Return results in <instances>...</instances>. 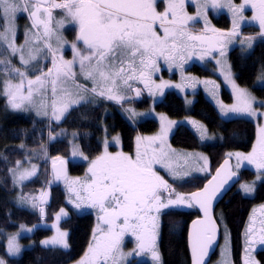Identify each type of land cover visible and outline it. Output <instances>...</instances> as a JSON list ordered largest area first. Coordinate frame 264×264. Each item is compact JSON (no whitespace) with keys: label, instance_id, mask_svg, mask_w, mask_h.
Instances as JSON below:
<instances>
[{"label":"snow or ice","instance_id":"snow-or-ice-1","mask_svg":"<svg viewBox=\"0 0 264 264\" xmlns=\"http://www.w3.org/2000/svg\"><path fill=\"white\" fill-rule=\"evenodd\" d=\"M185 2L186 0H166L164 11L159 12L157 11L158 0H62L60 3L55 0H0V28H3V31H0V45L8 41L9 33L13 38L15 37V20L17 14L21 12L28 14L32 21L31 27L37 30L34 34L37 41L42 38L50 41L55 36L60 48H63L66 42L54 31L52 26L53 10L58 9L63 13V19L57 22L59 27L75 24L79 29L75 41L71 44L72 60L65 61L61 56L58 63L56 52L51 43L45 44V48L52 55L53 67L48 68L47 72H41V75L36 76L35 79H27V95L24 94L27 71L12 67L11 60L7 62L0 60V65L4 66L0 68V71L8 76L20 77L18 84H13L10 80L0 82L3 84V95L7 98L9 106L13 110H25L27 103L37 107L36 114L38 116H48L49 105L42 100L37 106L34 94H45L50 82L52 94L55 97L51 104L50 120L60 122L73 106L79 105L84 100L83 97L73 99L72 93L64 87L69 80L76 79L73 67L77 61L85 80L93 81L92 92L103 99L120 104L127 99L121 93L133 90L131 88L132 81L139 78L147 86V79L150 78L149 73L159 71L155 57L162 56L165 61H175L177 55L188 47V41H203L205 39V37L188 35L185 28L189 21H195L201 15V10L207 25L209 7L212 9L226 7L233 16V27L230 31L222 32L211 29L215 33L217 42L221 44L220 54L222 56L227 44L240 38L241 25L245 20L244 9L248 4L251 5L253 11L250 19L258 22L259 36L264 37V0H244V3L240 5L232 4L231 0H224L223 3L220 0H196L198 5L196 17L186 13ZM157 22H159V28L163 30V36L158 34ZM41 27L43 28L42 35ZM244 40L248 42V47L251 49L255 37H245L241 40V44ZM170 41L171 43H169ZM8 48L11 50L12 57L20 53V64L25 68L30 66V61H36L38 55L44 52V49L37 48L35 49L36 55H34L33 50L29 49V58L25 59L24 46L16 47L14 39L8 43ZM200 58L203 59V56ZM178 67L182 68V65H178ZM225 79L232 83L237 104L231 108H226L221 104L222 111L256 116L257 112L253 108L254 98L246 89L239 88L232 81L230 71L225 75ZM260 83L264 84V81H260ZM97 87L101 89L98 93ZM156 87L163 94L164 88L169 85L162 82ZM58 92L59 95H57ZM135 92L136 96L141 95L139 89H135ZM133 114L135 115V113ZM197 127L202 140L210 139L203 126ZM167 131L168 129H162L161 135L151 138L150 142L155 143L156 139H160L162 142ZM260 131L262 135L259 141V157L256 155L255 146L253 152L248 155L236 154L239 160L254 164L258 171L264 170V128ZM54 139V137H50V140ZM76 155H78V148L73 150V156ZM144 155L146 152L142 155L138 151L136 158L133 159L123 154L111 156L106 153L92 162L89 168L91 182L82 185V191L76 190V197L78 200L89 202L93 208L99 207L100 211L104 213L99 217V220L107 226V231L95 238V243L90 245L89 253H86L87 259H81L78 264H124L129 258L140 256L146 252L151 253L153 264H159L160 256L156 247L157 216L152 213L158 214L161 209L181 206L186 202L189 207L193 206L192 202L199 204L207 218V226L197 228L196 238L192 244L193 264H206L204 257L212 245L215 230V222L209 216V208L212 200L230 181H233L237 174L229 172L211 191H209V185L212 184L210 181L203 191L185 196L175 192L171 185L157 175L152 167L154 164L167 161L166 167L173 179L183 180L188 177L189 173L181 174L177 170L178 165L173 163L174 159L179 161L182 157L175 152L164 151L163 147L158 152L153 149V156L149 159H145ZM56 159L64 163L62 158L57 157ZM23 163L24 161H17L15 167L8 170L12 174L14 185L22 184L37 174L36 165H32L30 171H19ZM225 165H222L221 169H217L218 177ZM239 167L238 164L237 168ZM62 178L66 179V175L61 170H55V179ZM72 183L76 184L79 181ZM241 189L245 194L254 192V188L248 184H242ZM69 191L72 192L74 189L70 187ZM164 191H167L169 196L175 195V199H168L167 203H164ZM20 199L23 203L26 198L21 197ZM27 202L31 203L33 209L39 208L41 217H44L45 209L41 207V204L47 203V201L43 199V195L39 202L36 198H28ZM76 207L80 208L81 205L78 203ZM66 216L67 213L61 208L60 212L56 214V220L59 222L61 217ZM204 223L193 222L194 225H203ZM52 227H56V236L41 241V244L59 246L63 249L69 248L68 233L60 231L55 224ZM20 228L22 231H33V228L25 229L24 225H20ZM129 232L136 238L138 251L124 253L121 250V245L125 234ZM259 243L264 244V235L260 237ZM6 250L9 255H16L20 252L16 236L8 238ZM0 264H5V261L0 259ZM245 264H258V262L249 258Z\"/></svg>","mask_w":264,"mask_h":264},{"label":"trees","instance_id":"trees-1","mask_svg":"<svg viewBox=\"0 0 264 264\" xmlns=\"http://www.w3.org/2000/svg\"><path fill=\"white\" fill-rule=\"evenodd\" d=\"M220 27L228 28L229 20L221 16L215 21ZM242 34L249 36L259 35V30L254 27H244ZM236 82L243 87L251 89L252 93L264 101V86L256 85L259 71L264 67V42H258L248 55H242L237 48L229 54ZM197 76H208L211 73L197 65L189 69ZM222 98L225 102H232L230 94L222 89ZM150 105V98L142 96L136 102L138 108H146ZM107 106L109 108H107ZM159 112L166 113L169 117L181 119L191 116L207 126L210 132L220 135V140L215 144H202L196 133L185 125H178L171 135L170 144L174 148L185 150H199L206 153L210 160V171L218 166L225 158L226 152H248L252 148L255 139V125L246 119H222L213 104L199 92L195 95L192 105L187 108L183 99L175 92H167L163 99L154 105ZM105 121L110 132L120 134L121 150L128 154L134 150L135 139L139 133H152L158 129V123L153 119L133 121L123 114L113 104H82L73 107L65 115L60 123H51L28 117L20 113L10 111L6 106L5 99L0 95V255L8 264H70L79 259L86 251L94 224L91 213L77 214L69 207L64 199V192L59 186L50 189L51 199L46 205V216L41 218L39 212L31 206L28 200L21 203L17 189L13 184L8 171L14 168L17 161L24 163L35 162L39 165L37 175L23 184L25 192L36 194L44 185L45 168L42 150L46 147L50 157L67 156L69 154V133H74V141L80 146L87 159L98 155L101 151L100 137L102 136L101 121ZM69 132L68 136L57 137L62 133ZM48 133L54 140H47ZM47 141H49L47 143ZM23 145V148H21ZM69 172L73 175L82 176L85 173L84 162L69 163ZM242 180H251L254 172L243 169ZM209 178H188L182 182L171 184L176 190L187 195L199 189ZM264 201V182L257 183L252 197H245L233 187L230 192L219 202L215 210V218L219 224L221 235L222 227L228 231L231 245V259L233 264H241V247L243 228L248 213L254 204ZM66 208L69 216L60 223L62 229L69 232V248L62 250L56 247H41L38 244L25 249L18 258H10L4 252L2 231H13L20 225L33 226L43 223L51 224L56 211ZM198 217L195 209L176 210L167 209L160 213V233L158 238V250L161 264H190L188 249V225ZM223 223V225L221 224ZM51 234L48 228H38L32 239L38 241L42 237ZM221 240V237H220ZM260 263L264 264V250L256 252ZM216 257V253L211 261ZM137 264H149L140 262Z\"/></svg>","mask_w":264,"mask_h":264},{"label":"rangeland","instance_id":"rangeland-1","mask_svg":"<svg viewBox=\"0 0 264 264\" xmlns=\"http://www.w3.org/2000/svg\"><path fill=\"white\" fill-rule=\"evenodd\" d=\"M221 3L224 2V0H220ZM231 3L234 5H240L244 3V0H231ZM185 11L188 15L190 16H197L198 12V5L196 3V0H186L185 2ZM27 13L21 12L18 13L17 16L23 17ZM53 15L55 17H59L62 15L61 12L54 11ZM221 15H225L230 22V25L228 28L225 27H219L217 24H215V20L218 19ZM253 15V11L251 9V5L248 4L245 6L244 9V16L245 20L242 22L241 25V31H240V38L234 40L233 42L227 44L224 55L222 56L220 54V48L221 44L217 42L215 39V33L211 31V29H217L222 32H228L232 29L233 27V16L232 13L229 11L228 8L226 7H221L218 9H212L211 7L208 8L207 10V25L205 23V19L203 17V12L201 10V15L197 17L195 21H189L185 31L187 34H191L193 36H200V37H205L208 41H188V47L185 48L180 54L177 55L175 61H165L163 57L157 58V68L159 71H153L149 73V77L147 79V86L145 84H142V89L146 93H148L149 98H150V105L149 107L146 108H138L135 103L131 101V99L134 98L132 96L130 91H123L121 94L127 97V101H123L121 111L124 112L131 120L133 121H142L144 119H153L158 123V129L152 133L144 134V133H139L137 134V137L135 139V145H134V150L128 154H125L121 150V140H120V134L116 132H110L108 130V126L106 125L105 121H101V127H102V136L100 137V142L102 147H104L103 151L105 153L100 152L98 155H96L93 159H87L88 162H86V171L84 176L80 175H73L69 171L66 174V179L62 178L60 180H56L55 176L51 173L50 169V164L56 162L58 159L57 157L63 158L65 162H71V163H76V162H81L84 161L82 158V154L79 148V145L74 141L73 137L75 136L74 133H69L64 131H58L59 133H62L60 135L51 134L48 133V139L50 140V137H57L61 138L63 136H68L67 133H69L70 138H69V154L67 156H56V157H47L48 156V149L46 147L45 151L43 152L42 150V158L44 160V167L45 168V180H44V185L41 187V189L38 191L36 194V199L37 202H39L40 198L43 195V199L47 201V203H42L41 207L45 209V206L49 203L51 199L50 195V189L52 186H59L63 192H64V199L65 202L69 207L75 210L77 214H83V213H91L94 217V224L92 228V235L90 239V243L85 251V253L76 261H73L70 264H78V262L81 259H87L86 253H89V248L90 245H93L95 243V238L99 237L103 234V232L107 231V226L103 224L102 221L99 220V217L104 215L99 209V207L93 208L90 206L89 202L84 201V200H78L76 197V190H81L82 191V185H86L91 182V173L89 172V168L94 160L97 159V157H102L106 154L115 156L117 154H123L125 156H130L133 159L136 158L137 152L139 151L142 155L146 152V155H144L145 159H149L150 157L153 156V149H156L158 152L161 147H163L164 151L166 152H175L178 156H181L182 158L179 161L173 160L174 165H178L177 170L183 174L184 172L189 173L188 177L183 179V180H174L172 175L168 172L167 170V161L154 164L153 170L162 177L165 181L168 182L169 185L182 182L188 178H198V179H203L206 177V175L209 173L210 166H208V155H206L204 152L199 151V150H185V149H178L172 147L170 144V138L171 135L174 133L176 127L178 125H185L191 128L196 135L198 136L199 140L202 143H209L213 144L218 141V138H220L219 134L217 133H212L209 131L206 125L202 123L201 121L191 117V116H186L181 119H175L169 117L166 113L164 112H159L154 108V105L158 102H160L164 95L171 91L175 92L178 96H180L186 107L189 108L192 103L195 100V95L199 92H201L204 97H206L216 108V110L219 113V116L224 119H246L254 123L255 125V139L252 148L248 152H241V151H229L226 152V156L231 159L233 169L236 172H239L243 168L250 169L251 171L254 172V176L251 180H242L241 182L238 183L236 186L238 190L241 191L242 195L245 197H251L254 195L255 192V187L257 183L259 182H264V170H257L256 166L254 164H249L247 161L239 160L236 156L237 153H240L242 155H248L253 152L254 146L256 148V155L259 157L260 154V137L262 135L260 129L264 128V101L261 99L257 98L251 91V89L247 87L240 86L234 77L233 69L230 63L229 59V54L230 52L237 48L239 52L242 55H248L252 49L254 48L255 44L258 42H264V37H260L259 35L256 36H251L255 37V40L253 41L252 48L250 49L248 47V42L244 40L243 44H241V40L245 38L244 36L241 35L242 29L244 27H254L259 30V25L258 22L252 21L250 18ZM57 21L52 23V26L54 28V31L56 35L63 36L64 32L66 31V27L68 24L65 25V27L61 28L57 25ZM31 24H27L25 22H17L15 20V27H16V34L15 37L11 35V33L8 34V41L0 45V60L8 61L11 60V66L12 67H17L20 68L21 71H27L28 75L25 79V89H24V94L27 95V79H35L36 76L41 75V72H47L48 68L53 67L52 65V55L48 50L45 48L46 43H51L52 48L57 51V40L56 37L53 36L52 39L49 41L45 38L40 39L37 41L36 36L34 35L36 33V29L31 27ZM0 31H3V28H0ZM157 31L160 36H163V30L159 28V22H157ZM40 33L42 35L43 33V28L41 27ZM14 39V44L16 47L24 46V56L25 59H28V52L29 49L33 50V54L36 55L35 49L40 48L44 49L43 54L38 55V59L36 61H30V66L28 68H25L21 66L20 64V53H17L15 57H12L11 55V50L8 48V43H11ZM215 40V47L213 45H209L210 42L209 40ZM171 43V41L169 42ZM210 53V54H206ZM45 56L47 59L45 60ZM203 56V59L200 57ZM56 59H58V53H56ZM172 64V65H171ZM196 64L200 67H202L205 70H208L211 74L208 76H197L196 74L192 73L189 71L190 65ZM178 65H182L181 67H178ZM3 65H0V68H3ZM231 72L232 76V81L235 82V84L242 89H246L248 93L251 95V97L254 98V103H253V108L257 112L256 116H249L247 114H238V113H232V112H224L221 109V104L224 105L226 108H231L233 105L237 104V98L236 94L234 92V89L232 87V83L228 80L225 79V75L228 72ZM166 74H165V73ZM139 75V74H137ZM54 78V77H53ZM51 79V78H50ZM139 79V78H138ZM4 80H10L13 84H18L20 82V77L19 76H8L5 75L2 71H0V82ZM137 80V79H136ZM260 81H264V67L259 71L258 77L256 79V85L258 86H264V84H261ZM164 83L166 85H169V87H165L163 90V94H161L160 90L156 87V85H159L161 83ZM131 84H135L134 81L131 82ZM138 84V83H136ZM79 85V87H77ZM93 82L89 80H82L76 76L75 80H69L68 83L64 86L66 87L71 93H72V98L73 99H79L80 97H83L84 100L81 101L79 105L82 104H105L104 100L97 94H94L92 92L93 89ZM179 86V87H177ZM87 89V91H85ZM222 89H225L231 96L232 102L227 103L224 101L222 98ZM101 91L99 87H97V93ZM60 93L58 92L57 95ZM0 95L5 99L6 101V106L7 108L16 113L23 114L28 117H33L34 119L41 120V121H49L53 123H60L56 122L55 120H50V117L52 115V108L51 104L53 99L52 94V86L51 83L49 82L48 87H47V92L42 95H35L34 94V101L35 104L38 106L41 101L43 100L45 103L49 105L47 108L48 111V116H43L40 115L38 116L37 113V107L29 104H25V110H13L8 104L7 98L3 95V84L0 83ZM107 100V99H106ZM79 105L73 106L77 107ZM72 107V108H73ZM71 108V109H72ZM107 108H109L107 106ZM69 112V111H68ZM67 112V113H68ZM66 113V114H67ZM135 113V115L133 114ZM143 115H140V114ZM189 121L195 122V124H191ZM170 122H178V123H170ZM50 125V124H49ZM197 126H203V129H206L207 131V137L206 139H201V133L198 130ZM162 129H168L166 132V135L161 142L160 139H156L155 143H151L150 140L151 138L154 137H159L162 133ZM49 141H47L48 143ZM107 142V145H106ZM74 148H78V155L73 156V150ZM117 148V149H116ZM109 151V152H108ZM194 152V153H193ZM231 154V155H229ZM82 158V160H80ZM208 161V162H207ZM51 162V163H50ZM240 165L239 168H237V165ZM32 165H36L38 171H39V165L36 164L35 162H29V163H23L22 167L20 168L19 171H24V170H31ZM200 169H203L202 171ZM37 171V173H38ZM11 177L12 174L10 173ZM37 175V174H36ZM35 177V176H34ZM34 177L30 178L29 180L33 179ZM27 180V181H29ZM24 181L22 184H16L14 185L16 189L18 190L17 193L19 198L24 197L26 198L25 200H28V198H34L33 194H30L29 192H25L23 189V184H25ZM73 181H79V183L73 184ZM242 184H248L254 188V192L252 194H245L243 190L241 189ZM51 185V186H50ZM74 189V191L70 192L69 188ZM171 188L175 190V192L183 194L185 196H188L186 193L180 192L176 190L174 187ZM168 199H175V195L169 196V193L167 191L163 192V202L167 203ZM21 201V199H19ZM80 204L81 207L77 208L76 204ZM45 205V206H43ZM31 206H29L30 208ZM61 209V208H60ZM60 209H58L54 215V218L51 222L50 225L45 226L43 223H37L35 226H27L24 225V228H33L32 232H27V231H22L20 226L18 229L13 230V231H2V239L4 241V252L6 255L10 258H18L21 256L22 252L25 249L34 247V245L38 244L41 247H54V246H44L41 244V241L51 239L54 236H56V227H52L54 224L59 228L60 231H64L68 233L67 236V242H68V237H69V232L66 229H62L60 227V223L64 221L68 216L69 212L66 208H63L65 212L67 213L66 217H61L60 221L58 222L56 220V214L60 212ZM167 209H176V210H189L190 207L188 206V203L186 202L184 205L181 206H174V207H169L165 209H161V211L157 214L155 212L152 213V215L157 216V240H156V247L158 250V238H159V233H160V213L167 210ZM36 210L39 212V215H41L39 208H36ZM248 218L246 219L245 226L243 228V237H242V247H241V264H245V261L249 258L252 260L260 263L259 258L256 256V246H257V237L264 235V203H259V204H254L251 208V210L248 213ZM263 215V217H261ZM46 216V210H45V215ZM42 218V217H41ZM44 218V217H43ZM250 221V222H249ZM223 225V223H221ZM48 228L51 230V234H49L46 237H42L38 239V241H35L34 239L31 238L33 233L38 229V228ZM16 236V243L20 245V252L16 255H9L7 254L6 246L8 242V238ZM69 244V243H68ZM258 245L260 247L264 248V244H261L258 242ZM56 248H60L59 246H55ZM62 250H67L60 248ZM255 251H254V250ZM121 250L124 253H132L134 250L138 251L137 249V241L134 235H132L130 232L126 233L121 245ZM159 252V250H158ZM160 256V253H159ZM0 259H5L0 255ZM5 261V260H4ZM140 262H147L149 264H153L152 258H151V253H142L140 256H133L126 260L124 264H137ZM161 257L159 264H161ZM5 264H8L5 261ZM210 264H233L232 259H231V245H230V239H229V234L228 231L225 229V226L223 225L222 227V235H221V241L218 246L217 252H216V257L214 258L213 261H211Z\"/></svg>","mask_w":264,"mask_h":264},{"label":"water","instance_id":"water-1","mask_svg":"<svg viewBox=\"0 0 264 264\" xmlns=\"http://www.w3.org/2000/svg\"><path fill=\"white\" fill-rule=\"evenodd\" d=\"M227 161V164L225 165V162ZM225 165V167L221 170V174L218 177L217 176V169H221V166ZM53 175L55 176V170H61L64 174L67 173L68 167L65 163H61V160L52 164L51 166ZM229 172L232 173H236L233 170V166L231 163V160L228 158H225L221 161V163L216 167V169L214 170L213 174L211 175V177L201 186V188L192 191L189 196L192 193H196V192H201L205 189L206 185H209V182L211 181L212 184L209 185V191H211L212 188H214L216 185H218L220 183V181L222 179H224ZM237 176L233 178V181H230L228 185L225 186L224 189H222L221 193L218 194L213 200H212V204L211 207L209 208V216L211 217V220L214 221V240L212 242V245L209 247L208 249V254L204 257L206 264L209 263L210 259L212 258V256L214 255L217 247H218V243H219V239H220V230H219V226L216 222L215 219V208L217 207V205L219 204V202L230 192V190L235 186V184L240 180V176L238 173H236ZM214 177L216 178L214 180ZM194 208L197 210L198 212V217L194 220H192L189 225H188V233H187V239H188V249H189V255H190V263L193 264V251H192V244L196 238V231L198 227H206L207 226V218L205 217V213L204 211L201 209L200 205L192 202ZM194 221H201V222H205L203 225H194L193 222Z\"/></svg>","mask_w":264,"mask_h":264},{"label":"crops","instance_id":"crops-1","mask_svg":"<svg viewBox=\"0 0 264 264\" xmlns=\"http://www.w3.org/2000/svg\"><path fill=\"white\" fill-rule=\"evenodd\" d=\"M57 12L59 13V12H61L60 10H57ZM62 13V12H61ZM53 21H52V23H54L55 21H60V20H62L63 19V13H62V15L61 16H59V17H55V15H53ZM16 20H17V22H25V23H27V24H31V20L29 19V17H28V14H26V15H24L23 17H20V16H17V18H16ZM72 25H75V24H71V25H68L65 29H66V31L64 32V35L62 36V38H63V41H65L66 43H65V45H64V47L63 48H60V46H59V44L57 45V51H56V53H58V59H57V62L59 63V60H60V57L62 56L63 57V59L65 60V61H68V60H72L73 59V51H72V49H71V44L75 41V39H76V35L78 34V33H76V35L74 34V35H71L70 37H68V35H67V31H68V28L69 27H71ZM76 26V25H75ZM76 28H77V30H79L78 29V26H76ZM70 32H72V29L70 28V30H69ZM81 47H82V45H81ZM73 71L76 73V76L78 77V78H80V79H82V80H85V78H84V75L82 74V72H81V69H80V66H79V62L77 61V63L74 65V67H73ZM89 81H91V80H89ZM91 82H93V81H91ZM141 82H139L138 84H140ZM218 141H219V138H218ZM217 141V142H218ZM102 146V145H101ZM79 148H80V146H79ZM103 147H101V150L103 151V149H102ZM79 151V150H78ZM80 151H81V153H83L82 152V150H81V148H80ZM102 151H100V152H102ZM109 152V151H108ZM103 153H105L104 151H103ZM107 153V152H106ZM194 153V152H193ZM99 154V153H98ZM83 156H82V158H83V160H85V162L87 161L88 162V160H86L85 159V155L84 154H82ZM82 158L80 159V160H82ZM94 158V157H93ZM92 158V159H93ZM208 160H209V157H208ZM81 162H84V161H81ZM208 162V161H207ZM210 164V160H209V162H208V165Z\"/></svg>","mask_w":264,"mask_h":264},{"label":"flooded vegetation","instance_id":"flooded-vegetation-1","mask_svg":"<svg viewBox=\"0 0 264 264\" xmlns=\"http://www.w3.org/2000/svg\"><path fill=\"white\" fill-rule=\"evenodd\" d=\"M166 7V0H158V7H157V11H159V12H163L164 11V8ZM216 21V20H215ZM70 28L72 29V32H70L69 30H70ZM78 31L79 30H77V28H76V26L75 25H72L71 27H69L68 28V31H67V35H68V37H70L71 35H76V33H78ZM77 36V35H76ZM205 41H208L207 39H204ZM209 42H210V44L209 45H213L214 47H215V40H209ZM160 57H162V56H158V57H155V59H157V58H160ZM172 65V64H171ZM253 172V171H252ZM261 203H264V201L263 202H261ZM261 217H263V215H261ZM250 222V221H249ZM260 237L261 236H258L257 237V240H256V242H257V246L255 247L256 249V252L257 251H259V250H264V248L263 247H260V245H258V242H259V240H260ZM254 250V249H253ZM254 250V251H255ZM256 252H255V254H256Z\"/></svg>","mask_w":264,"mask_h":264},{"label":"bare ground","instance_id":"bare-ground-1","mask_svg":"<svg viewBox=\"0 0 264 264\" xmlns=\"http://www.w3.org/2000/svg\"><path fill=\"white\" fill-rule=\"evenodd\" d=\"M125 115H126V114H125ZM126 116H127V115H126ZM127 117H128V116H127ZM128 118H129V117H128ZM51 123H53V122H49V121H48V124H50V125H49V128H50V126H51ZM47 157H49V159H50V155H49V153H48V156H47ZM50 163H51V162H50ZM43 206H45V205H43ZM45 207H46V206H45ZM45 210H46V209H45ZM40 217H41V215H40ZM44 218H45V216H44ZM215 219H216V218H215ZM216 222H217V221H216ZM217 224H218V223H217ZM218 226H219V224H218ZM219 230H220V227H219ZM220 234H221V230H220ZM218 246H219V244H218ZM217 249H218V247H217ZM217 249H216L215 253L217 252ZM215 253H214V254H215ZM210 261H211V259H210ZM210 261H209V262H210ZM190 264H191V263H190ZM208 264H209V263H208Z\"/></svg>","mask_w":264,"mask_h":264}]
</instances>
